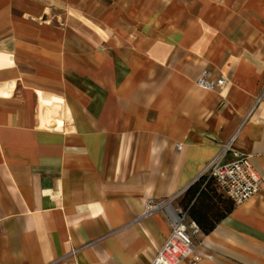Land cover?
<instances>
[{"label": "crops", "instance_id": "crops-1", "mask_svg": "<svg viewBox=\"0 0 264 264\" xmlns=\"http://www.w3.org/2000/svg\"><path fill=\"white\" fill-rule=\"evenodd\" d=\"M263 89L264 0H0V264H150L230 141L262 188L178 264H264Z\"/></svg>", "mask_w": 264, "mask_h": 264}, {"label": "built area", "instance_id": "built-area-1", "mask_svg": "<svg viewBox=\"0 0 264 264\" xmlns=\"http://www.w3.org/2000/svg\"><path fill=\"white\" fill-rule=\"evenodd\" d=\"M199 84L207 87H224L227 79L224 75L216 81H209L202 75ZM258 103L264 102V89L258 97ZM225 149L208 162L202 175L213 178L217 187L234 204H240L258 193L262 188V177L249 154L240 155L228 142ZM227 149H231L234 159L226 160ZM199 178V177H198ZM202 233L201 227L193 220L187 209H172V229L167 241L153 257L150 264H178L185 257L193 255L195 238Z\"/></svg>", "mask_w": 264, "mask_h": 264}, {"label": "trees", "instance_id": "trees-1", "mask_svg": "<svg viewBox=\"0 0 264 264\" xmlns=\"http://www.w3.org/2000/svg\"><path fill=\"white\" fill-rule=\"evenodd\" d=\"M212 185L217 187L213 178L207 179L205 175L200 176L190 185L180 202L204 233L211 232L234 207V203L227 196L225 209L215 211V205L212 202L214 197L210 195V191L213 190Z\"/></svg>", "mask_w": 264, "mask_h": 264}, {"label": "rangeland", "instance_id": "rangeland-1", "mask_svg": "<svg viewBox=\"0 0 264 264\" xmlns=\"http://www.w3.org/2000/svg\"><path fill=\"white\" fill-rule=\"evenodd\" d=\"M212 191H210V195H212L214 198L212 199V202L215 205L214 210L215 211H222L225 209L226 201H227V195L222 192L218 187L215 185H212ZM182 208H185L183 205H181Z\"/></svg>", "mask_w": 264, "mask_h": 264}]
</instances>
